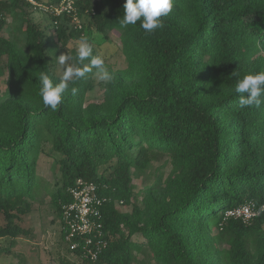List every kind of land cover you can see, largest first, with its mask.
<instances>
[{"label":"trees","instance_id":"1","mask_svg":"<svg viewBox=\"0 0 264 264\" xmlns=\"http://www.w3.org/2000/svg\"><path fill=\"white\" fill-rule=\"evenodd\" d=\"M125 3L81 0V28L70 16L54 18L62 45L86 37L89 15L105 36L119 31L126 67L110 72L101 102L86 103V73L69 83L53 111L39 95V76L54 83L62 76L53 72L45 32L25 18L26 48L3 36L6 14L25 15L30 3L0 0V77L7 73L0 92V239L29 234L19 223L41 196L38 159L50 145L63 180L52 193L60 217L79 178L110 198L103 208L108 246L99 260L66 243L85 264H144V256L156 264H264V212L250 224L224 220L231 208L264 202V105L241 108L235 91L245 75L264 71V0H173L163 27L151 34L141 28L143 18L120 26ZM159 157L171 171L132 203L133 170ZM121 200L129 212L116 208ZM138 233L144 241H135Z\"/></svg>","mask_w":264,"mask_h":264},{"label":"rangeland","instance_id":"2","mask_svg":"<svg viewBox=\"0 0 264 264\" xmlns=\"http://www.w3.org/2000/svg\"><path fill=\"white\" fill-rule=\"evenodd\" d=\"M47 1V0H42ZM25 15L19 11H10L5 17V27L2 35L15 41L20 46H26L25 18H29L43 27L45 32V49L49 59L53 63V72L63 75L65 66L60 65L58 57L68 52L73 57L72 63L78 66L77 49L81 39L69 38L66 45H62V38L56 33L53 17L45 11L30 6L25 9ZM91 17L85 18L84 33L93 45V56L99 55L104 59L105 67L109 72L126 67V59L122 51L120 32L109 31L105 36L98 32ZM89 22V23H88ZM72 25V22H70ZM26 48V47H25ZM5 59V57H4ZM91 58L85 60L84 65L90 66ZM96 69L88 72L87 78L91 85L86 94V103L101 102L104 96V81H100L95 75ZM7 73L0 77V92L6 87ZM50 145H46L38 159V177L40 181L41 196L33 204L32 211L23 216L20 225L27 229L28 235H20L16 239H0V264H62L65 258L71 263L85 264L81 259L74 257L67 248L61 230V217L58 208L52 201V193L62 187V173L56 164L57 154ZM171 166L167 158L159 157L152 161L144 170H133V188L131 202L140 204L146 187L154 185L167 177ZM119 211L129 212L132 206L127 203L115 202ZM3 221V220H2ZM135 241H144L141 234L134 236ZM9 249L10 254L4 250ZM144 264H156L152 258L145 257Z\"/></svg>","mask_w":264,"mask_h":264},{"label":"built area","instance_id":"3","mask_svg":"<svg viewBox=\"0 0 264 264\" xmlns=\"http://www.w3.org/2000/svg\"><path fill=\"white\" fill-rule=\"evenodd\" d=\"M21 1L29 2L30 6L45 11L53 19L70 16L74 26L82 27V19L77 15L78 4L81 0H58L54 3L39 0ZM2 19L3 16L0 14V21ZM54 23H57V20ZM68 192L71 201L63 204L61 208V230L64 241L71 251L79 250L82 257L96 263L108 246L103 224V208L110 198L99 193V186L96 183L82 178L77 179ZM263 212L264 202L258 204L250 200L227 210L224 220L235 219L244 224H250Z\"/></svg>","mask_w":264,"mask_h":264},{"label":"clouds","instance_id":"4","mask_svg":"<svg viewBox=\"0 0 264 264\" xmlns=\"http://www.w3.org/2000/svg\"><path fill=\"white\" fill-rule=\"evenodd\" d=\"M124 12L119 23L122 28L128 25H135L142 19L141 28L146 33H153L157 28L163 27L161 17H166L173 9V0H126L123 6ZM77 57L80 64L91 57L90 66H75L73 57L68 52L58 57L60 65L65 66L62 77L59 82L54 83L53 79L47 73H41L39 81L41 84L39 95L42 97L45 106L53 111L62 102V97L69 88V83L74 82L85 76L86 73L96 69L95 75L100 81L109 82L112 75L105 67L104 59L99 56H93V45L87 37L81 38V43L77 49ZM236 93L242 94L239 99V107L260 108L264 105V71L256 74L245 75L238 80L235 88ZM77 89L71 88V93L75 95ZM246 94V95H243Z\"/></svg>","mask_w":264,"mask_h":264},{"label":"crops","instance_id":"5","mask_svg":"<svg viewBox=\"0 0 264 264\" xmlns=\"http://www.w3.org/2000/svg\"><path fill=\"white\" fill-rule=\"evenodd\" d=\"M33 21V20H32ZM39 28H41V29H43V28H47V27H43V26H41L39 23H37V22H35V21H33Z\"/></svg>","mask_w":264,"mask_h":264}]
</instances>
